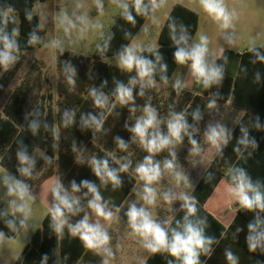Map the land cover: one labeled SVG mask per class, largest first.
Masks as SVG:
<instances>
[{
    "label": "trees",
    "instance_id": "trees-1",
    "mask_svg": "<svg viewBox=\"0 0 264 264\" xmlns=\"http://www.w3.org/2000/svg\"><path fill=\"white\" fill-rule=\"evenodd\" d=\"M43 1L46 0H0V51L5 50V36L14 45L13 56L43 45L45 30L37 14L33 13L34 4ZM158 1L153 4L152 0H142L137 11L135 0H126L123 10L102 35L91 57H82L56 46L55 96L42 94L40 101L24 114L26 91L18 86L10 93L3 106V115L0 114V167L34 193L47 180L56 177L64 193L79 195L77 204H72V211L65 208L70 213L68 222L58 231V221L53 220L52 212L47 213L41 227L31 234L30 243L12 264H78L89 260L92 249L86 246L80 233L73 231L85 216L91 223L93 212L89 213V202L98 193L99 202L107 211L115 213L133 189L136 179L119 141L127 144L134 134L131 129L135 124L129 119L128 111L120 110L114 102L119 97L118 88H130L139 74L135 67L128 71L105 60L127 49ZM198 23L196 12L181 5L172 6L158 33L157 47L142 50L137 55L152 62V74L145 78L160 83L170 80L179 63L175 52L178 47L188 48L197 33ZM181 36L187 39L178 45L176 40ZM238 57L235 78L223 73L222 58L214 61L213 66L221 69V77L212 83L210 99L245 109L257 129L252 130L250 141L235 152L240 151V154L232 152L236 146L223 145L188 198L195 206V214H188L184 202L165 230L171 240L173 231H184L187 217L188 222L203 229V235L210 233L212 242L206 245L208 251L198 250V264H232L229 253L235 264H263L264 261V243L252 251L248 240L254 234L249 230L250 224L257 232H264V210L248 209L240 204L233 221L224 229L203 209L222 178L236 186L232 177L238 169L244 170L252 184L264 194V141L260 137V134L264 136V44L246 50ZM23 62L24 58L19 57L7 69L0 65V97ZM98 99L100 105L96 102ZM174 100L173 112L183 117L188 126L186 133L199 131L202 115L198 98L188 105L187 96L172 92L168 105ZM66 120L71 122L66 124ZM228 148L231 149L228 151ZM20 154L27 156L26 163L21 162ZM103 161H107L108 170H115L119 184L112 182L102 165L100 175L96 174V162ZM124 166L126 170L122 171ZM84 181L93 185L96 193L89 191ZM21 226L17 218L0 209V232L4 236L14 238ZM222 248L224 259L218 261L217 254ZM144 264H182V260L161 248L151 251Z\"/></svg>",
    "mask_w": 264,
    "mask_h": 264
},
{
    "label": "rangeland",
    "instance_id": "rangeland-1",
    "mask_svg": "<svg viewBox=\"0 0 264 264\" xmlns=\"http://www.w3.org/2000/svg\"><path fill=\"white\" fill-rule=\"evenodd\" d=\"M125 2L126 0H46L36 2L33 13L37 14L38 21L45 30L43 45L34 51L17 53L14 56L15 59L24 58V62L10 86L0 97V114L3 115L4 104L8 101L10 93L18 86H21L22 91H26L28 96L23 109L24 114L40 101L42 94L55 96L56 46L82 57H91L102 35L123 10ZM223 2L230 16V24L227 28L222 27L221 22L214 20L204 11L200 0H159L126 50H132L137 56L142 50L156 48L160 28L172 6L176 4L188 7L199 15V31L188 48L200 43V38L205 37L208 63L222 58L223 53L237 54L263 45L264 0H223ZM126 50L105 61L113 66L128 70L121 63V57ZM149 80L145 77L142 79L140 76H135L130 85L132 98L122 103L118 97L114 105L120 110L125 108L133 124L145 117V109L150 107L155 111L158 123L155 128L149 129V134L159 131L167 136L168 123L177 116L173 112L176 101L174 100L172 105H168V98L171 96L169 87L153 80L149 84ZM141 91H143L142 95ZM204 132H209L208 125L205 126ZM181 136L180 141L173 139L168 147L155 153H149L134 133L124 147V153L128 156L125 157V160L131 157L132 153H134L132 159H137V152L145 151V156L137 159L141 163L135 164L134 175L137 185L132 197L136 200L135 206L144 208L152 219L154 207L162 206L163 213L167 212L163 214V220L167 221L169 218L167 214L170 213L168 210L174 205H165L168 203L165 196L175 198V202L183 200V197L189 195L202 170L200 166L194 164V160L200 158L194 157L192 139L184 132L181 133ZM196 146L199 149V145ZM149 155L154 163H159L161 170L160 178L147 185L154 190L155 199L152 204L147 203L144 199L146 184L136 171L137 167L144 163L145 158ZM166 161H172L174 167L166 169L164 166ZM177 173L181 176L179 181L176 179ZM16 182L25 187L22 181L13 178L0 167V209L17 218L22 225L21 230L14 238L5 237L0 232V264H12L15 261L21 251L30 243L31 234L41 227L44 216L53 212L55 207L59 206L63 213L60 220L66 221L69 216V212L63 209V205L53 195V189H57L54 179L43 183L36 193L25 187L26 194L23 199L15 192L9 194V187H15ZM59 193L61 197L67 196L64 193L61 194L60 190ZM78 198L79 195H70L68 200L71 204H77ZM128 210L129 207H125L123 214ZM91 212H93L91 224L99 223L109 236L108 244L101 249H96L102 259L100 264H105V262L107 264H138L137 260H133L129 256L132 239L128 236V229L129 232H133V230L128 225L126 226L128 221L116 216L106 222L103 218L98 217L92 209L89 213ZM132 236L133 240H137L139 235L133 232ZM141 239L143 245H146V241L142 237ZM145 248L149 249L146 246Z\"/></svg>",
    "mask_w": 264,
    "mask_h": 264
},
{
    "label": "clouds",
    "instance_id": "clouds-1",
    "mask_svg": "<svg viewBox=\"0 0 264 264\" xmlns=\"http://www.w3.org/2000/svg\"><path fill=\"white\" fill-rule=\"evenodd\" d=\"M142 0H135L137 11L140 10ZM155 4V0H152ZM200 4L204 11L209 14L214 20L221 22V26L224 28L229 27L230 16L224 6L223 0H200ZM131 18V17H129ZM175 39V37H174ZM186 37L181 36L176 43L179 45L181 42H186ZM4 51H0V65H3L5 69L14 62L15 57L11 54V49L13 48V43L8 41L7 36L4 37ZM207 40L205 37L200 38V43L195 44L191 48L178 47L175 52V58L177 62L184 63L188 60L192 61L191 67L193 75L197 78L198 82H202L205 87H208L213 82H216L221 77V69L215 67L208 63L207 61ZM122 65L128 70H132L135 67L138 70L139 76L143 79L144 77H149L153 71V65L150 60L142 57H137L132 50H126L125 54L121 57ZM71 83V80L69 81ZM152 81L149 80V84ZM119 98L122 103L132 98V89L120 86L118 88ZM143 91H141V95ZM95 95V93H94ZM97 104L100 105L101 101L98 99ZM146 116L137 120L135 126L131 129L136 136L139 137L141 143L146 147L149 153L158 152L166 147H168L172 140L180 141L182 139L181 133L187 132V124L184 122L183 117L177 115L168 123V135L165 136L159 131L149 134V129H153L157 125L156 113L150 107L145 109ZM67 116V114H66ZM93 122L94 121V118ZM70 120H66V124L70 123ZM97 127H99V123ZM33 128L36 127L35 124L32 125ZM207 140L213 145L218 147L220 142L226 143L224 140L223 129L211 128L207 134ZM193 145V152H198L196 142L191 141ZM120 147L124 148V142L119 141ZM20 160L22 163H26L28 158L24 154H20ZM101 165L104 170L107 171V176L112 180L114 184H119V179L116 175L115 170H108L107 161L96 162L95 171L97 175L101 173ZM166 169H172L174 167L172 161L165 162ZM122 171L126 170L124 166ZM140 178L145 181V201L149 204L154 203V190L147 185L152 184L160 178L161 170L159 163H154L151 155L145 158L144 163L139 165L136 169ZM176 179L179 181L181 176L179 173L176 174ZM235 182L234 188H229V192L234 195L241 206L252 209L260 208L264 210V194H261L256 186H254L247 176V174L242 169L236 170V174L232 177ZM85 186L89 188V191L96 193V189L89 182H83ZM75 189V184H73ZM15 192L19 195L21 199L24 198L26 194V189L19 182H16L15 187H9V194ZM252 195H249V193ZM53 195L60 204L72 211V204L68 201L66 197H61L58 188L53 189ZM100 196L98 193L95 194L94 199L89 202V207L95 212L98 217L103 218L106 221H111L112 213L107 211L103 204H101ZM165 199L171 202V198L166 195ZM185 200V207L188 209L189 215L195 214V206L189 203L187 197H183ZM23 210V209H21ZM63 215L61 208L59 206L55 207L53 211V220L59 221L57 224V230L64 221L60 220ZM128 222L134 233L140 235L146 241V247L152 251H159L161 248L169 251L173 256L182 260V264H198V250L208 251L206 245L211 244V239L206 238L203 235V229L193 225L191 222L187 221L184 225V231L178 232L173 231L172 238L169 240L168 234L160 224L155 222L150 214L144 208H137L135 204L131 205L127 212ZM249 230L253 235L248 237L249 248L252 251L264 243V232H257L254 225H249ZM74 232H78L81 238L85 241L86 246L92 249H101L109 242V236L105 230L101 227L99 223L91 224L88 221V217L85 216L73 229ZM229 261L235 264L231 253L228 254ZM107 264V262H105Z\"/></svg>",
    "mask_w": 264,
    "mask_h": 264
},
{
    "label": "crops",
    "instance_id": "crops-1",
    "mask_svg": "<svg viewBox=\"0 0 264 264\" xmlns=\"http://www.w3.org/2000/svg\"><path fill=\"white\" fill-rule=\"evenodd\" d=\"M185 8L189 9L188 7H185ZM198 31H199V23H198L197 33ZM242 53L243 52L237 53V54H232L231 52L223 53V56H222L223 73L225 75L231 78L236 77L237 71H238V61H239L238 56ZM213 63L214 62H210L209 64L213 65ZM191 64H192V61L178 63L170 80L167 83H164L166 87H169V90L171 91V93L176 92L178 96H182V95L187 96L189 99L188 105L190 104L191 101L198 98V103L201 107L202 123H201L199 131H197L194 134L186 133L190 139L196 142V145H199V150L198 152H195L194 157H199L200 159H197L196 161L194 160L195 162L194 164L195 165L197 164L202 169L199 176L195 180L193 188L190 191L187 198L191 196V193L196 187L198 181L200 180V178L202 177V175L204 174V172L206 171V169L208 168V166L210 165L214 157L221 151L223 145L228 143V146L230 147L236 146L235 149L232 150V152L235 153L242 145L250 141V138L253 135L252 130L257 129V126H255L252 119L246 115L247 111L245 109L234 107L230 105L229 102L220 103V102L211 100L210 90H211L212 84H210L208 87H205L202 82H198L197 78L193 75ZM206 125L209 126V130L211 128H217L218 130L223 129L224 140L226 141V143L220 142L218 147L213 146L207 140L206 133L208 132H204ZM231 137L232 139L229 142V138ZM260 137L264 141L263 134H260ZM229 149L231 148H228L227 150L229 151ZM239 152L240 151H238V153H235V154H240ZM137 153H138V155H136L137 159H139V157L145 156V151H140ZM133 154L134 153H132L131 157L127 159V164H128V167H131L132 175H134L135 164L141 163V161L137 159H132ZM124 156L128 157L126 154ZM52 179L55 180L57 188L60 190L61 194L64 193L61 190L57 179L51 178L49 180H52ZM136 185H137V179H136V183L133 189L124 199L119 209L115 213H112V219L117 216V217H122V219L125 221H128L127 213L123 214V211L125 207L130 208L131 205L136 204L135 202L136 200L134 199V197H132L134 194ZM234 187L235 186L231 185L225 178H222L217 184L214 191L210 194V196L206 200L205 204L203 205V209L208 214H210L213 217V219H215L224 229H226L231 224V222L233 221L237 213V208L240 205L239 200L229 192V188H234ZM64 195H67L66 198L68 199L71 194L64 193ZM184 202H185L184 199L181 200L180 202H175V198L173 199L171 198V202H168L167 204H165V205H171V204L174 205L172 208H169L168 213L169 212L170 213L167 214L169 215V218L165 222L163 220L164 219L163 214L164 213L166 214L167 212L165 211L163 213L162 206H159L158 208H156L155 206L154 211H153L154 212L153 220L157 222L158 224H160L161 227L166 230L171 220L173 219V217L175 216V214L177 213V211L179 210V208ZM62 207L63 209H65L64 206ZM68 215L69 216L67 217V220L64 221V223H67L68 220L70 219V214L68 213ZM122 224H125V222H122ZM127 225L128 227H130L129 222H127L126 226ZM128 233H129L128 236L132 239L131 244H130V251H129L130 258L133 260H137L138 264H144L152 250L150 249L146 250L145 245H143V240L141 239L140 235L138 236L137 240H133L134 239L132 238L133 232H129V229H128ZM204 236L206 238H209L210 233L204 234ZM222 247H224V245H222ZM92 252H93V255L91 256L89 260L81 261L78 264H100L102 259L99 256V254L96 252V249H92ZM224 255H225V251L222 248L221 251L218 252L217 254V260L218 261L219 259L223 260ZM263 264H264V261H263Z\"/></svg>",
    "mask_w": 264,
    "mask_h": 264
}]
</instances>
